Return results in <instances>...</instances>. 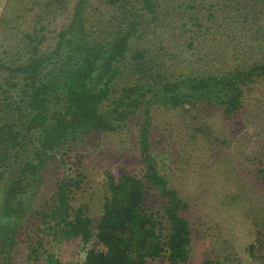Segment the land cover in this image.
Here are the masks:
<instances>
[{
	"label": "trees",
	"instance_id": "obj_1",
	"mask_svg": "<svg viewBox=\"0 0 264 264\" xmlns=\"http://www.w3.org/2000/svg\"><path fill=\"white\" fill-rule=\"evenodd\" d=\"M91 1L76 2L71 21L58 33L53 48L44 47L45 37L29 34L27 60L15 66L0 64V72L8 74L0 82V264H13L12 253L30 216L39 221L38 231L56 243L80 241L87 246L96 238L104 251L88 250L83 264H148L160 258L188 264L191 205L160 170L153 153L151 112L155 106L172 111L200 107L233 120L243 109L245 87L264 79V0H250L249 11L232 0L239 17L228 12L222 15L227 25L211 23L201 33L216 41L225 32L220 29L242 25L253 34L256 47L251 49L259 57L250 64L243 61L246 65L240 69L199 75L160 73L146 62L144 50L128 60L134 41L151 23L173 22L180 0H106L114 12L110 20L115 19L109 28L91 19ZM213 1L211 18L218 11ZM190 19L196 28L203 27L199 19ZM135 119L140 120L141 174L118 178L106 174L96 231L89 207L73 206L81 186L78 179L57 181L50 206H37L43 174L60 150L95 133L117 132ZM260 180L264 182V175ZM44 237L29 247L36 259L46 253ZM249 250L253 255L254 247ZM223 259L229 261L230 256ZM46 261L62 264L51 253Z\"/></svg>",
	"mask_w": 264,
	"mask_h": 264
},
{
	"label": "rangeland",
	"instance_id": "obj_2",
	"mask_svg": "<svg viewBox=\"0 0 264 264\" xmlns=\"http://www.w3.org/2000/svg\"><path fill=\"white\" fill-rule=\"evenodd\" d=\"M77 1L0 0V64L15 66L27 60L29 34L45 37L44 47L53 48L58 33L69 25ZM211 1H177L173 22L151 23L134 41L128 60L131 62L137 50H144L149 65L170 75L221 73L255 61L259 56L251 49L254 36L247 33L248 28L237 23L224 27L220 29L224 34L216 41L201 34L211 23L227 25L222 15L228 12L240 15L234 1L214 0L218 11L212 12L215 17L211 18ZM238 1L243 3L241 10L249 11L250 0ZM89 11L91 19L108 28L115 20H110L114 12L106 0H92ZM190 17L199 19L203 27L193 26L195 20ZM233 52L237 55L232 57ZM7 76L0 72V82ZM151 115L153 153L160 170L191 205L187 217L193 236L188 264H204L206 260L214 264H264V182L260 180L264 175V79L245 87L243 109L231 121H225L214 109L188 106L178 111L155 106ZM139 121L135 119L114 133L92 134L60 150L43 174L37 206H50L57 181L78 179L81 186L74 194L73 206L89 207L96 231L106 197V174L116 178L124 173L141 174ZM39 226L35 216L27 219L12 253L13 264H47L49 253L62 264H83L88 250L104 251L96 238L87 246L80 241L56 243L45 238ZM39 237L45 238L46 253L40 252L36 259L29 247ZM227 256L229 261H224ZM148 264L169 263L160 258Z\"/></svg>",
	"mask_w": 264,
	"mask_h": 264
}]
</instances>
